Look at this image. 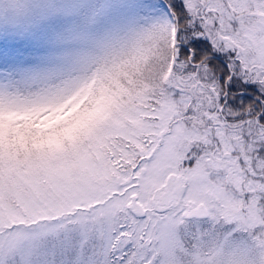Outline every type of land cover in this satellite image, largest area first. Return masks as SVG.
Masks as SVG:
<instances>
[{"label":"snow or ice","instance_id":"snow-or-ice-1","mask_svg":"<svg viewBox=\"0 0 264 264\" xmlns=\"http://www.w3.org/2000/svg\"><path fill=\"white\" fill-rule=\"evenodd\" d=\"M148 6L82 78L0 93V264H264V0Z\"/></svg>","mask_w":264,"mask_h":264},{"label":"rangeland","instance_id":"rangeland-1","mask_svg":"<svg viewBox=\"0 0 264 264\" xmlns=\"http://www.w3.org/2000/svg\"><path fill=\"white\" fill-rule=\"evenodd\" d=\"M154 13L148 0H16L14 7L0 0V93L30 96L82 78L110 51L130 43ZM255 51L253 41L248 52Z\"/></svg>","mask_w":264,"mask_h":264}]
</instances>
